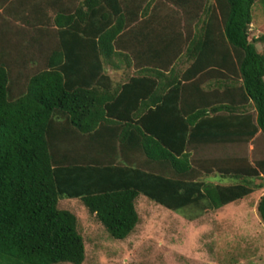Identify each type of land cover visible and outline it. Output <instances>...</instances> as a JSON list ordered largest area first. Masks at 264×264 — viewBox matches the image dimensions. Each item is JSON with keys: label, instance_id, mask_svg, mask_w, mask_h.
Segmentation results:
<instances>
[{"label": "trees", "instance_id": "obj_1", "mask_svg": "<svg viewBox=\"0 0 264 264\" xmlns=\"http://www.w3.org/2000/svg\"><path fill=\"white\" fill-rule=\"evenodd\" d=\"M42 1L56 3L40 0L29 13L48 25L47 14L36 15ZM154 1L142 0L139 10L145 15ZM165 2L201 23L188 57L194 74H215L211 87L223 89L198 87L207 104H181L185 77L164 94L149 77L112 88L107 64L128 56L120 44L132 20L128 0H85L72 8L59 0L55 43L20 48L17 34L13 55L0 50V264L84 261L78 220L57 207L60 198L79 199L111 237L122 239L139 222L140 194L192 221L264 188V157L199 152L248 142L259 130L264 137V55L255 47L264 34L249 31L256 0ZM86 23L102 27L90 33ZM169 67L175 57L154 72ZM151 96L156 101L144 104ZM210 174L228 182L207 180ZM256 209L264 224V189Z\"/></svg>", "mask_w": 264, "mask_h": 264}, {"label": "crops", "instance_id": "obj_2", "mask_svg": "<svg viewBox=\"0 0 264 264\" xmlns=\"http://www.w3.org/2000/svg\"><path fill=\"white\" fill-rule=\"evenodd\" d=\"M78 1L79 4H83L85 0H70V2L63 0L64 4L71 5L70 8H72L73 2L76 4ZM141 1L128 0V15L132 20H130L128 25L126 39L124 38L120 42V44L126 46L128 56L125 63H122L116 58L113 67L107 64L105 72L111 78L112 88H117L119 84L128 80L130 77H149V79L157 84V90L161 94H164L167 93L166 90L169 86H172V84L175 85L180 78L185 77L187 81H182V84H184V97L181 100V104H187V107L196 104H207L208 101L201 98L203 94L199 88L205 90L206 93H211L210 90L215 89L211 86H214L218 80L215 78V74L205 73L201 76L198 73L194 74L195 68H192L193 58L188 57L187 52L188 46L193 42L192 39L198 36L201 23L198 19L196 22H193L189 14L184 16L174 12L170 8L171 5L167 4L165 0H155L148 13L144 15L142 9L139 10ZM55 2L53 4L54 6H51V3L46 4L42 1L40 4L42 7L36 12V15H48V25H44L43 23L35 21L33 19L35 16L29 13L32 10L30 7H33L35 3H40V0H0V50L4 49L7 55H13L10 47L12 40L17 37V34L19 37L17 42L20 44V48L32 46L33 49H36L38 45L44 48L55 43V30H57V27L53 25V20L58 11L59 0H55ZM83 6L85 9V5ZM66 10L69 9L67 8ZM36 20L39 21L37 16ZM131 21L133 22L131 23ZM82 27H84L86 32L95 33L102 25L97 24L93 26L92 24L89 25L86 23L82 24ZM32 30H36V32L33 33ZM116 37L118 38V35ZM35 38L36 40L34 41L33 39ZM176 39L178 42L176 41L174 45L173 42ZM183 41H185L184 44ZM23 52L25 53L24 49ZM170 56L175 57L174 70L169 67L163 75L155 73L154 67L158 65V62L164 61V59ZM222 91L223 89H219L216 93H222ZM152 101L156 100L151 96L144 101V104H152ZM246 109L254 116L255 110L250 103L246 104ZM260 134L261 132L259 130L248 142H226L218 145H209L207 147L209 149H213V147L219 149L214 154L209 152L210 155L213 154L211 156L226 157L233 155L231 147L233 148L234 145H242L245 147L248 144L249 148L252 149V140ZM243 154L246 155V153ZM210 178L209 180L215 183L222 180V182H226V179L218 174H210ZM258 196L254 201L253 210H257L256 201ZM230 203L224 204L213 211L207 210L209 211L207 213L210 222L213 221V226L211 227L214 233H219L218 226L215 224L217 221L216 218L218 219L223 216L224 213L222 211H226V208H228L227 205ZM255 210L252 214L254 222H248L246 219L243 225L244 229L247 230L244 232L246 236L238 240L240 255L235 264H264L261 256L262 253L264 254V229L261 225L259 214H256L258 211L255 212ZM232 243L237 246L235 241Z\"/></svg>", "mask_w": 264, "mask_h": 264}, {"label": "rangeland", "instance_id": "obj_3", "mask_svg": "<svg viewBox=\"0 0 264 264\" xmlns=\"http://www.w3.org/2000/svg\"><path fill=\"white\" fill-rule=\"evenodd\" d=\"M252 13L250 34L252 36L264 34V2L256 0ZM255 47L264 55L263 42L257 43ZM39 66L38 64L36 70ZM28 72H34V68ZM252 144V149L248 144H244L245 147L234 145L231 147L232 154L246 153L250 161L263 158V135L260 134L252 140ZM218 150L206 147L199 152L203 156H209V152L214 154ZM206 179H211L210 175ZM263 189L257 188L227 205L226 211H222L223 216L216 218L215 224L219 233H214L211 227L213 221L210 222L207 213L217 208L206 211L205 215L196 220L189 221L141 194L135 199L139 222L122 239L111 237L99 220L90 214L77 198H60L57 207L69 210L78 220V230L83 236L85 246V258L81 264H235L240 255L238 240L246 236L243 225L246 219L248 222H254L253 204ZM261 225L264 229L262 221ZM233 241L237 246L233 245ZM261 256L263 261L264 254Z\"/></svg>", "mask_w": 264, "mask_h": 264}]
</instances>
